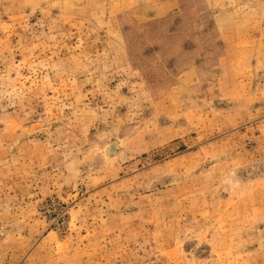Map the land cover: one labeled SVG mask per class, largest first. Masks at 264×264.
I'll return each instance as SVG.
<instances>
[{"label": "rangeland", "instance_id": "374dc122", "mask_svg": "<svg viewBox=\"0 0 264 264\" xmlns=\"http://www.w3.org/2000/svg\"><path fill=\"white\" fill-rule=\"evenodd\" d=\"M0 264H264V0H0Z\"/></svg>", "mask_w": 264, "mask_h": 264}]
</instances>
